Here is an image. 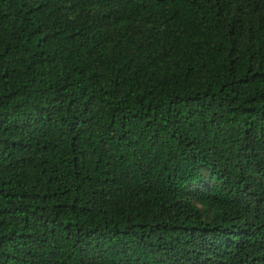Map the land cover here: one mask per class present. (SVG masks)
Returning a JSON list of instances; mask_svg holds the SVG:
<instances>
[{
  "label": "trees",
  "instance_id": "16d2710c",
  "mask_svg": "<svg viewBox=\"0 0 264 264\" xmlns=\"http://www.w3.org/2000/svg\"><path fill=\"white\" fill-rule=\"evenodd\" d=\"M0 264H264V0H0Z\"/></svg>",
  "mask_w": 264,
  "mask_h": 264
}]
</instances>
